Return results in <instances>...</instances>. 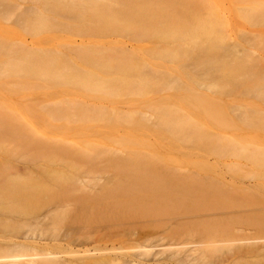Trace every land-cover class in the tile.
Wrapping results in <instances>:
<instances>
[{"label":"rangeland","instance_id":"rangeland-1","mask_svg":"<svg viewBox=\"0 0 264 264\" xmlns=\"http://www.w3.org/2000/svg\"><path fill=\"white\" fill-rule=\"evenodd\" d=\"M209 12L223 22L225 50L255 67L240 85L202 71L203 37L153 36L163 27L175 34L177 22L196 27ZM114 20L129 29L113 32ZM172 46L187 54L174 62L155 56ZM118 61L144 74L117 72ZM86 74L116 80L99 84ZM15 184L64 188L73 201L41 227L58 240L61 261L147 251L148 264L170 250L144 248V238L172 231L264 236V0H0V189ZM204 190L214 196L199 200L203 209L234 216L177 227L175 218L202 209L191 198ZM2 213L8 242L0 246L22 242L35 216ZM235 246L213 245L199 264H230L219 261L234 258ZM240 259L234 264H264V251Z\"/></svg>","mask_w":264,"mask_h":264},{"label":"bare ground","instance_id":"bare-ground-1","mask_svg":"<svg viewBox=\"0 0 264 264\" xmlns=\"http://www.w3.org/2000/svg\"><path fill=\"white\" fill-rule=\"evenodd\" d=\"M62 13H65V12H62ZM35 14L40 15L41 13L37 11V13ZM242 16L245 17L246 20L248 21L250 19H253V15L250 14V12L244 13ZM196 22H197L196 27H191L190 25L185 24L184 22L175 23L177 27L175 34L170 32L167 27L155 29L153 30V34H154L153 36L155 37V39L172 40L175 38V36L177 35L179 31L178 33L179 35L188 33L193 38L203 37L205 39L204 40L205 41L204 50L208 56V61L206 63L203 62L200 65L202 68V71H204V73H206L208 76L209 75L212 76L211 74L213 73L220 74L221 76H228L229 78L233 79V81L229 83L228 85H232V86L236 84L240 85V82L238 81V79L241 78L240 74H245V73L257 74L255 71V67L253 66V63H249L243 58L233 56V53L231 51L225 50V47L223 45V40L219 37L220 28L222 27L223 22L220 19L216 18L213 13L211 12L207 13L206 17L203 20L197 19ZM107 27L111 29L113 32L126 31L129 29L127 24L119 25L118 22L115 20L113 21V23L108 24ZM102 30L108 32L107 29H102ZM100 31L101 30H99L98 32ZM185 48L187 49L191 48L190 52H193L194 49L198 48V44L193 41L191 46H188ZM86 54H89V53L86 52ZM86 54H84L81 58L84 60L89 59L94 65L98 64V60L95 58V54L92 55V58L88 57ZM186 54H187V51L183 50V48L180 49V48H176L172 46V47H165V49L157 52L155 56L158 59H161L167 62H174ZM112 68L117 72H121L125 74H135L136 73L135 69L133 68L132 62H128V61L127 62L118 61V63ZM18 72L29 74L24 69H19ZM43 72L47 73L46 75L53 74V72H51L48 69H46ZM136 74H144V72L138 71ZM86 76L88 78H93L99 84H106V83L116 80L112 78V79H101L100 81V78L95 79L91 74H86ZM62 79L72 80V77H63ZM100 114H96V115H100ZM20 170L24 171L23 168H21ZM51 173H54V172H51ZM203 178L204 177H200L199 179H202L201 180L202 182H206L210 184L209 179L207 178L203 179ZM76 181L77 180L75 179V182ZM8 188L9 189L7 190L0 189V210L1 212H4V213L8 212L7 216L10 215L8 218L11 217V214H10L11 212H12V217L14 215H17L18 218L20 216L22 218L25 216L23 219H26V217L29 216L27 219H30V220H31V217L32 218L34 216L35 217L32 219L33 223L28 221L29 224L30 223L32 224L29 225L27 223L28 227L29 226L30 227L28 228L26 232L27 235H25L24 233L25 236L23 237L22 235V237H20V239L21 238L23 239L22 242L20 241L17 242V239H16L17 237L15 238L14 236H12L13 239H16L15 242L14 241L10 242V244L8 245L5 243L6 244L4 245L5 247L0 246L1 247L0 248V264H141L144 262V258H146L148 255L146 251V253H143L138 256L120 257V256L108 255L106 257L104 256L98 259L96 258L93 259L94 257H90L89 259L88 257L87 258L88 260L82 261V262L58 260L59 258L57 256L55 257L56 253L55 251H53L55 247L59 246L57 244L58 240L56 239V237H54L55 235H52V234L48 235L47 234L48 232H46L47 229L43 230L45 232L44 233L42 231V228L44 227L43 225L46 222L52 219V216L54 217V220L57 219L55 218L56 216L60 218L61 214L60 216L58 214L61 213L62 210L66 206H68L70 202L71 203L73 202V201H68L71 199L68 198L69 196L66 194V190L64 188H58V187L50 186L46 184H36L32 186H27V187H21L20 185L15 184L13 186H9ZM81 190H82V187H81ZM212 196L214 195L210 193L208 190L198 191L196 192L195 195H192L191 200L193 201L196 200V203H198L199 200H201L202 202H204L203 200H205L204 203H208V202L210 203V201L212 200L211 199ZM177 199L182 201L183 197L180 196ZM184 199L186 200L189 199L187 194ZM208 199H210V201ZM202 202L201 203L199 202L200 203L199 208L203 209V207L201 206H203L204 203L202 204ZM204 206H205L204 208H207L206 207L207 204L206 205L204 204ZM202 209H200V211H193L191 212L190 215L175 218L176 226L178 227L180 224L188 225L189 223H201V222L206 223L207 221L211 222L213 220L215 221V219L219 220L220 219L219 217H221L222 219V217H225L227 215L226 212H225L226 214L224 212L222 213V211L221 213H219L220 210L218 208L216 212L215 210L213 212L208 211V210L211 211V209L213 210L216 208L206 209L207 211L205 209L203 210ZM66 210L68 209L66 208ZM69 211L71 210L69 209ZM217 211H219L218 213L221 216L217 213ZM62 213H64V211ZM228 214H230V215H227L228 217L230 216L232 218L231 216L232 214L234 216L233 212L231 213L228 212ZM17 216L15 217L17 218ZM10 219H14V217ZM45 219H48V221H46ZM5 221L8 222V220H5ZM18 221L17 223H19ZM38 221L42 222V226H40L41 223ZM43 221H44V224H43ZM10 222L12 223V225L16 223V222L13 223L12 220H10ZM34 223H36V225H34ZM25 224L26 223H24V226ZM38 224H40L38 226L40 228L37 227ZM5 225L6 227H9L10 224H5ZM17 226H20L19 228H21L22 225L21 224L16 225V226L13 225L12 229L13 230L18 229ZM32 228H35V229H32ZM37 228L41 230L39 231V233L37 232L39 235L35 236L36 231H38ZM32 230H34V232ZM218 235L219 234H217L216 232L213 235L204 233V234H199L197 238L192 239V238H188L189 236L186 234H181V232L174 233L172 231L169 234L166 233V234L157 236L156 237L157 239L155 240H152L153 238L151 237H145L143 240L144 248H158V247L163 246L164 248H167L168 250H170V253L168 256H165L164 258H159V259H151L148 261V264H199V262L204 259V253L208 251L210 247H212L213 245H217L219 243H229L231 245L237 244V246H235L237 249L234 252L236 256H234V258H229V257L224 258L223 257L219 261L221 263L230 262V264H234V263H237V261L240 258H241L240 261H242L243 258L244 259L247 257L252 258L260 254L262 251H264V244H263L264 236H260L257 234L256 235L255 234L254 235H241V234H237L234 232L228 235H223V236L222 235L218 236ZM1 238L3 237L0 236V241H1L0 244H3V242H8V240H4L5 238H3L2 240ZM75 242H77V240ZM72 244H74V241L72 242ZM92 251L95 253L104 252V251H107V249L106 248L104 249L94 248ZM72 252L74 253V255H77L80 253L82 254H88L89 252L91 253L90 250H84L83 252H80V253L79 251L77 252L70 251L69 253L72 254Z\"/></svg>","mask_w":264,"mask_h":264}]
</instances>
